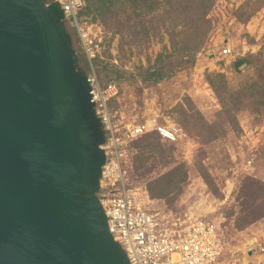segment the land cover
Listing matches in <instances>:
<instances>
[{
  "label": "rangeland",
  "instance_id": "obj_1",
  "mask_svg": "<svg viewBox=\"0 0 264 264\" xmlns=\"http://www.w3.org/2000/svg\"><path fill=\"white\" fill-rule=\"evenodd\" d=\"M63 24L83 72L117 84L108 106L118 123L158 117L186 130L175 144L137 139L129 184L153 210L214 221L224 241L215 264H264V106L230 98L264 66V0H84ZM188 52L194 63L176 65ZM242 58L251 62L236 69ZM156 68L167 76L155 80ZM173 169L188 179L168 187Z\"/></svg>",
  "mask_w": 264,
  "mask_h": 264
},
{
  "label": "water",
  "instance_id": "obj_2",
  "mask_svg": "<svg viewBox=\"0 0 264 264\" xmlns=\"http://www.w3.org/2000/svg\"><path fill=\"white\" fill-rule=\"evenodd\" d=\"M71 36L0 0V264H131L98 197L105 142Z\"/></svg>",
  "mask_w": 264,
  "mask_h": 264
},
{
  "label": "built area",
  "instance_id": "obj_3",
  "mask_svg": "<svg viewBox=\"0 0 264 264\" xmlns=\"http://www.w3.org/2000/svg\"><path fill=\"white\" fill-rule=\"evenodd\" d=\"M66 18L77 20L84 0H57ZM223 55L232 53L230 47ZM94 98L96 114L104 130L103 165L98 197L105 210L114 239L126 251L131 264H215L224 249L218 226L207 215L187 212L183 215L163 213L150 208L146 191L129 184L125 164L129 142L150 132H157L176 143L185 135L183 128L169 119L158 117L140 123H118L109 102L119 94L113 82L101 84L96 74L87 76ZM123 123V124H122Z\"/></svg>",
  "mask_w": 264,
  "mask_h": 264
},
{
  "label": "trees",
  "instance_id": "obj_4",
  "mask_svg": "<svg viewBox=\"0 0 264 264\" xmlns=\"http://www.w3.org/2000/svg\"><path fill=\"white\" fill-rule=\"evenodd\" d=\"M41 1H43L44 3L49 5L50 13H51V15L54 18H56L57 20L63 22V19L65 18V13H64V10H63V8H62V6H61L59 1H57V0H41ZM134 2L137 3V2H139V0H134ZM207 7H209V6H207ZM135 35H137V34L135 33ZM189 53L190 52L182 54L181 55V57H182L181 60H178L176 62V65L183 66L185 63H189L191 61H192V63H194L195 59L193 58L191 53L190 54ZM75 60H76V65L78 66V69L83 72L82 68L79 66L78 58H77L76 55H75ZM249 62H251L250 59L242 58V59L236 61L234 63V65H235L236 69H239L242 65H244L246 63H249ZM259 70L260 71H259V74L257 75V81L253 82L250 86H247V87L245 86V87L241 88L240 90H238L235 93L230 92V95H231L230 98H231L232 102L235 104V106H238V105L241 106L240 104L242 103V101H244V98H252V97H254V100H255V103L257 104V106H260V105L264 106V66L260 67ZM83 74L87 78V75L84 72H83ZM151 76L155 80H162V79H164L167 76V74L163 70V68H156V69L153 70ZM218 76L221 77V75H218ZM209 82L215 88V81L212 78H209ZM113 83H115V82H113ZM215 90L218 91L216 88H215ZM219 97H220V95H219ZM220 99H221L222 104H223V101H224L223 98H220ZM224 106H226L225 103H224ZM176 123L178 125H180L182 128H184L179 122L176 121ZM102 128H103V126H102ZM103 131H104V137H106V131L104 130V128H103ZM150 134L151 135L152 134H157L161 140H165L157 132L147 133V134H145L143 136H140L138 138H135V139H133V140H131L129 142V146L128 147H129L130 154L132 152L134 142L137 139L142 138V137H144L146 135L148 136ZM165 141H168V140H165ZM168 142H170V141H168ZM170 143L175 144L173 142H170ZM172 146H174V145H172ZM142 149H144V148H142ZM174 169L169 173L170 174L169 176H172V178H170L169 181L167 182L168 187L169 186H177L178 183H183L184 184V182H186L187 179H188L187 171L183 170V177L179 181L175 180V178H173V176L175 174L180 176L181 175V171H178L177 173H175L176 171ZM164 189H165V186L162 188L163 192H164Z\"/></svg>",
  "mask_w": 264,
  "mask_h": 264
}]
</instances>
